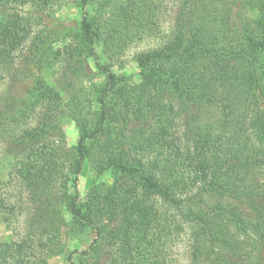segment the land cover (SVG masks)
I'll return each instance as SVG.
<instances>
[{
  "label": "trees",
  "instance_id": "trees-1",
  "mask_svg": "<svg viewBox=\"0 0 264 264\" xmlns=\"http://www.w3.org/2000/svg\"><path fill=\"white\" fill-rule=\"evenodd\" d=\"M64 1L0 0V77L8 78L0 92V153L9 164L6 184L18 190L13 205L0 189V222L14 231L12 220L22 215L23 228L17 239L0 243V264H49L64 253L63 227L93 231L88 248L74 252L82 264H176L167 244L181 233L188 264H264V61L246 60L244 48L219 61L224 80L229 75L251 85L255 111L253 141L242 140L231 163L225 158L216 169L203 149L217 139L221 124L211 101L218 98L188 92L167 71L184 56L229 57L228 38L241 47L236 36L247 33L245 26L252 25V38L242 47L264 53V0H73L81 10L77 28L62 47L46 45L35 59L36 27ZM96 3L90 17L87 9ZM166 3L173 23L158 45L135 54L139 81L116 75L111 61L154 30ZM245 15L250 25L238 20ZM90 59L99 81L87 70ZM50 68H56L54 86L32 70ZM25 83L32 89L16 93ZM62 114L78 129L71 149L59 126ZM87 154L98 176L111 169L122 181L117 177L82 207L77 183ZM231 170L242 186L226 191L219 180ZM210 209L246 222L260 241H220V231L212 233L205 221ZM105 219L118 223L113 235L97 228ZM210 238L219 245L205 260ZM67 261L75 264L72 253Z\"/></svg>",
  "mask_w": 264,
  "mask_h": 264
},
{
  "label": "rangeland",
  "instance_id": "rangeland-1",
  "mask_svg": "<svg viewBox=\"0 0 264 264\" xmlns=\"http://www.w3.org/2000/svg\"><path fill=\"white\" fill-rule=\"evenodd\" d=\"M96 5L97 3L88 7L87 10L90 17L94 15ZM80 15L81 10L76 7L73 0H65L54 7L44 18L42 24L38 28L36 27L37 30L41 31L39 34L41 41L39 48L36 51V56H34L35 59H37L36 57H38V54L46 45L53 43L54 48L62 47L66 43L65 36L67 33L77 28L78 17ZM174 16L175 13L172 5L166 3L159 14L157 25L153 27L154 30L151 33L147 32V34L143 35L141 38L136 39V41H134L133 44H131L121 55H118L116 59L111 61L113 72L116 75L133 74L134 82L137 83L139 78L135 72V63L133 61L135 54L142 50L152 49L158 45L168 33L169 28L173 23ZM238 20L241 21L243 25L246 22V25H250V19L246 15L242 20ZM244 29H246L247 33H241L240 36H236L237 45H241V47H234L236 43L235 39L228 38V42L226 43L227 48L229 49V47H231V51L228 52L229 57H219L212 55L213 53L208 54L203 52L197 56H184L176 59L167 66L169 76L177 79L188 92H214L215 94L213 95L218 98L217 101H211V106L214 117L219 121L221 127L216 125L215 135H217V139L206 145L203 149L212 168L214 167L215 169L216 167H222L221 165L225 158H228L230 162L236 157L238 145L242 140L244 142L249 140L253 141V136L250 134V131L252 129L251 120L255 111V105L252 100L251 85L249 83H240V80L233 81L232 77H229V75L227 76V79L224 80V77L219 73L220 69L218 68V65H220L219 61L225 59L233 60L232 58H236V56H234L236 55V51L239 53L242 48L245 49L242 55L246 60H251L256 56L259 61H264V53L259 52L254 55L255 53L249 47V43L248 46L242 47V45L247 43L249 38H252V25L249 27L245 26ZM225 34H227V37H230L229 35H231V32H225ZM98 54L99 56L101 55L100 52H98ZM100 60L104 61L101 57ZM86 66L91 77H94L96 81L101 80L91 59L88 60ZM31 67L33 68V65L30 66V68ZM32 70L35 75H38L43 79L46 85L54 86L57 79L56 68L44 69L41 72L34 69ZM221 71L226 72V70L222 69ZM6 82H8V78L4 79L0 77V92L6 87ZM30 89L32 88L29 83H25L22 87L16 88V93H20L22 90L30 91ZM37 93L38 91L30 92L27 99H30L31 95H36ZM58 120L59 126L65 136L66 146L71 149L76 145L78 140L77 126L66 114L60 115ZM226 120L227 123L225 122ZM229 162L227 167H229ZM8 170V160L0 153V189L3 197L10 199V203L15 205L16 201H18V190L13 186L6 184ZM234 173L235 172L231 170V172L227 173L225 178L220 179L219 187L220 185H223L224 189L227 191V189L235 188V186H242L243 180L235 177ZM117 175L118 174L113 170L109 169L98 176L96 172L93 171L87 154L77 183V190L82 207L87 205L90 196L104 190V186L107 187L112 185L117 177L122 181V176L120 177V175ZM248 176L250 178L253 175L249 172ZM205 202L208 204L206 199ZM204 212L205 221L212 229V233L220 231L221 234H217V237L227 245L231 246L232 243L245 244L251 240L256 242L260 241L258 234L251 230L246 222L230 219L231 217L229 218L221 215V213H218L215 209L206 210ZM64 217L67 222L70 220V216L67 213H65ZM12 228L14 231H9L5 224L0 222V243L11 242L22 234V215L19 216L18 222L12 220ZM97 228L100 229L105 236H109L118 231V223L111 221L110 219H105L102 223L99 222L97 224ZM59 238L64 247V253L63 255L52 257L49 260V264H69L67 256L71 253L73 263L82 264V258L78 254L88 248L89 244L94 239V233L89 229L82 234H77V232L73 233L68 227H63L60 230ZM218 243L210 238L205 260L212 257L215 250L214 246L216 244L219 245ZM109 249L112 251L111 248ZM74 252H78V254ZM167 254L169 260H172L176 264H188L187 236L185 233H181L174 238L173 241L170 240L168 242Z\"/></svg>",
  "mask_w": 264,
  "mask_h": 264
}]
</instances>
